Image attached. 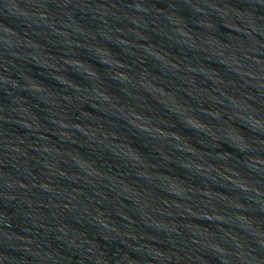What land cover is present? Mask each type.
Returning <instances> with one entry per match:
<instances>
[{"label":"water","instance_id":"95a60500","mask_svg":"<svg viewBox=\"0 0 264 264\" xmlns=\"http://www.w3.org/2000/svg\"><path fill=\"white\" fill-rule=\"evenodd\" d=\"M0 264H264V0H0Z\"/></svg>","mask_w":264,"mask_h":264}]
</instances>
